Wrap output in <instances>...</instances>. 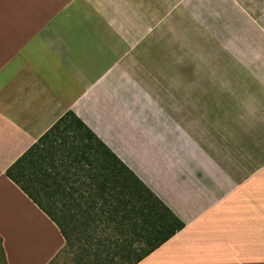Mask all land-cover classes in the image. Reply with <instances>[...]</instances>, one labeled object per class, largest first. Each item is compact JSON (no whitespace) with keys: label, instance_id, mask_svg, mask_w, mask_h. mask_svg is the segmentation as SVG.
Here are the masks:
<instances>
[{"label":"crops","instance_id":"crops-1","mask_svg":"<svg viewBox=\"0 0 264 264\" xmlns=\"http://www.w3.org/2000/svg\"><path fill=\"white\" fill-rule=\"evenodd\" d=\"M67 111L183 223L139 264H264V0H0V264L64 247L5 171Z\"/></svg>","mask_w":264,"mask_h":264},{"label":"trees","instance_id":"trees-1","mask_svg":"<svg viewBox=\"0 0 264 264\" xmlns=\"http://www.w3.org/2000/svg\"><path fill=\"white\" fill-rule=\"evenodd\" d=\"M5 175L55 224L75 264H139L183 228L168 206L70 111ZM60 200L63 206L68 203V211L59 209ZM76 200L85 203L83 211ZM95 216L102 224L99 230L108 234L92 239L88 231L82 254L76 255L75 222L92 232Z\"/></svg>","mask_w":264,"mask_h":264},{"label":"rangeland","instance_id":"rangeland-1","mask_svg":"<svg viewBox=\"0 0 264 264\" xmlns=\"http://www.w3.org/2000/svg\"><path fill=\"white\" fill-rule=\"evenodd\" d=\"M184 75V69H171L169 70V72L167 73H162V79H167L168 77L172 76L173 78H171V82L169 83V79L167 80V83L164 82V80H162V85H161V92L163 93V99L162 100V108L163 109H169L170 110V106H172L174 108L173 112L176 114V116L174 115L173 118L176 120L177 124L179 125L180 128H182L184 131H186L188 133V135L199 145H201V132H202V128L200 125L198 124V120L201 118L200 115H196V113L194 114V117L192 115H188V111L186 110V100L184 99L185 96V88H184V84H179L178 82H176V80H173L174 78H176V76H183ZM173 81V82H172ZM175 81V82H174ZM202 84H193L192 88H194L195 93H194V104L195 107L198 112L200 113V105H201V100L199 99V97H201V93H202ZM206 86V85H205ZM214 87V90L217 91V87L218 85H212ZM222 85H219V89H221ZM229 92H232V88L228 87L227 85H225ZM210 87V85H209ZM171 88L174 89V92L177 93V100H170V97L168 96L167 91L170 90ZM165 94L167 96H165ZM168 113V112H167ZM170 115V114H169ZM186 117L188 118V122L186 121ZM193 122L194 125H192L191 123ZM197 126L198 130L194 127ZM206 151L213 153L214 152V148H205ZM180 154V153H179ZM182 154V153H181ZM187 154V153H186ZM184 155V154H182ZM87 190V189H86ZM75 196V194H74ZM76 197V196H75ZM58 207L60 210H66V205L68 206V203H64L63 206V202L62 200L57 202ZM76 208H78L79 211H83L85 208V203L82 200H76ZM98 206V205H97ZM96 206V207H97ZM68 211V210H66ZM97 212V208L93 209V214H92V219L93 216L95 215V213ZM77 219H79L78 221H82V216L80 217V214H77ZM97 217H94L93 223H92V228L94 226H96V228L92 229V232L90 229H86V227L80 223H76L75 222V229L77 233L76 239L74 240L75 246H74V250L76 255L78 254L79 256L82 254L81 251V244L85 241L86 235L88 233L91 234L92 239H97V238H101L104 235L107 236L106 234H108V232H103L101 230H99L102 226V224H99L97 222ZM77 221V222H78ZM117 221L121 222L119 226L123 227V220L122 219H118ZM77 224V225H76ZM111 226L113 225V223L110 224ZM90 231V232H88ZM88 232V233H87ZM105 233V234H104ZM121 238V237H120ZM102 239V238H101ZM135 244H137V242H135ZM49 264H75V259H74V255L67 249H65L64 247L54 256V258L49 262Z\"/></svg>","mask_w":264,"mask_h":264}]
</instances>
